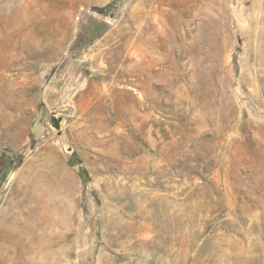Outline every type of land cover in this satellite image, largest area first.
<instances>
[{
  "label": "rangeland",
  "instance_id": "rangeland-1",
  "mask_svg": "<svg viewBox=\"0 0 264 264\" xmlns=\"http://www.w3.org/2000/svg\"><path fill=\"white\" fill-rule=\"evenodd\" d=\"M0 264H264V0H0Z\"/></svg>",
  "mask_w": 264,
  "mask_h": 264
},
{
  "label": "bare ground",
  "instance_id": "bare-ground-1",
  "mask_svg": "<svg viewBox=\"0 0 264 264\" xmlns=\"http://www.w3.org/2000/svg\"><path fill=\"white\" fill-rule=\"evenodd\" d=\"M42 259V258H41Z\"/></svg>",
  "mask_w": 264,
  "mask_h": 264
}]
</instances>
